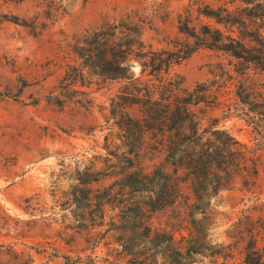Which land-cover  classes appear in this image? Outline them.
<instances>
[{
    "label": "rangeland",
    "instance_id": "rangeland-1",
    "mask_svg": "<svg viewBox=\"0 0 264 264\" xmlns=\"http://www.w3.org/2000/svg\"><path fill=\"white\" fill-rule=\"evenodd\" d=\"M221 3L0 0V264H165L162 246L141 247L144 230L120 231L132 228V194L118 189L134 148L111 114L115 97L125 91V81L115 76L138 75L140 65L102 62L100 43L106 41L108 57L131 44L135 54L172 48L187 39L179 22L200 33L213 25L200 12ZM218 66L230 70L232 80L214 104L198 106L202 123L241 144L263 145L253 182L239 176L231 189L211 198L207 249L192 255L190 264L240 263L235 222L244 215L256 218L264 205V117L233 108L240 79L264 93V71L250 67L241 77L234 71L237 60L200 48L171 66L167 76L192 88L211 79ZM162 159L148 142L140 147L145 171ZM192 202L183 186L174 204L145 207L142 224L159 237L170 235L172 248L185 252L199 235L191 223ZM228 249L233 255L225 258Z\"/></svg>",
    "mask_w": 264,
    "mask_h": 264
},
{
    "label": "trees",
    "instance_id": "trees-1",
    "mask_svg": "<svg viewBox=\"0 0 264 264\" xmlns=\"http://www.w3.org/2000/svg\"><path fill=\"white\" fill-rule=\"evenodd\" d=\"M216 1H222L221 5L206 6L200 12L213 25L204 26L203 31L196 33L187 22H179L182 24L179 32L187 39L173 43L172 48L135 54L131 44L120 55L112 51L108 57L106 41L100 43L102 62L140 65L138 75L123 72L115 76L125 81V91L115 97L117 101L113 102L111 114L119 117L118 126L132 139L134 148L125 159L130 171L121 178L118 189L132 194L133 215L128 220L132 228L120 231L125 235L144 230L139 239L141 247L162 246L165 264H190L192 255L207 249L204 232L212 225L211 198L231 189L237 177L241 176L246 183L253 182L259 172L258 151L262 140L254 146L241 144L224 130L204 126L198 112L199 105L209 106L217 101L218 94L232 80L231 71L218 66L219 72H211V79L192 88L185 87L181 79L167 76L171 66L200 48L219 51L237 60L240 67L234 71L241 77L250 67L264 71V0ZM233 108L246 115L254 113L252 117H264V93L256 91L247 78L240 79L235 84ZM145 142L153 153L163 155L160 165L148 172L139 161L140 147ZM183 186L193 196L188 206L192 226L199 234L185 252L172 248L170 235L152 234L141 220L145 207L154 211L174 204ZM260 207L256 218L244 215L235 222L236 249L242 255L238 264H264V205ZM195 215L199 217L194 218ZM213 253L219 255L220 251ZM224 255L230 258L233 251L228 249Z\"/></svg>",
    "mask_w": 264,
    "mask_h": 264
}]
</instances>
